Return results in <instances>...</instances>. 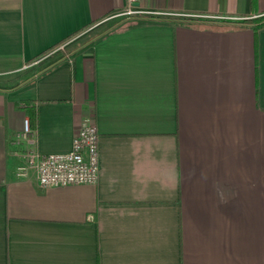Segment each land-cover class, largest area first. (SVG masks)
<instances>
[{"label": "crops", "instance_id": "0c3cea01", "mask_svg": "<svg viewBox=\"0 0 264 264\" xmlns=\"http://www.w3.org/2000/svg\"><path fill=\"white\" fill-rule=\"evenodd\" d=\"M126 4L0 0V264H264V0H136L40 66ZM89 115L96 182L18 174L26 117L50 153Z\"/></svg>", "mask_w": 264, "mask_h": 264}, {"label": "built area", "instance_id": "2783aa9c", "mask_svg": "<svg viewBox=\"0 0 264 264\" xmlns=\"http://www.w3.org/2000/svg\"><path fill=\"white\" fill-rule=\"evenodd\" d=\"M136 0H127L122 11L114 12L110 17L122 14L139 12L135 6ZM67 41L62 42L47 55L63 48ZM35 129L31 126L29 117L24 120L22 131L18 138L23 139V151L18 153L24 157L23 164L18 166V174L24 176L30 169L36 172L39 183L43 186H63L71 183H94L98 180L100 172L98 127L93 115L86 116L72 140L68 151L41 153L36 147Z\"/></svg>", "mask_w": 264, "mask_h": 264}, {"label": "trees", "instance_id": "16d2710c", "mask_svg": "<svg viewBox=\"0 0 264 264\" xmlns=\"http://www.w3.org/2000/svg\"><path fill=\"white\" fill-rule=\"evenodd\" d=\"M233 21L238 22V23L247 22V23L253 24L256 27H261V26H264V14L257 16V17H242L239 19H235ZM88 26L89 24L75 30L74 32L65 36L64 38H62L61 40H59L58 42H56L55 44L51 45L49 48L41 52L39 55L49 52L52 48H55V46L58 45L60 42H64L70 39V41L63 48L57 49L52 54L42 59L41 62L43 61L45 62V61H48L54 58L61 59V58L72 55L77 49L81 48L82 46L92 41L93 39L105 34L110 29L111 24L106 25V22H101L95 27L84 31L85 28H87ZM24 73H25L24 75L26 79H29L33 77L34 75V72L33 73L31 72V68L27 69ZM24 104H25L24 105L25 107L32 106V103L30 101H25ZM28 110L30 111V108Z\"/></svg>", "mask_w": 264, "mask_h": 264}, {"label": "rangeland", "instance_id": "374dc122", "mask_svg": "<svg viewBox=\"0 0 264 264\" xmlns=\"http://www.w3.org/2000/svg\"><path fill=\"white\" fill-rule=\"evenodd\" d=\"M122 9H123V8H121L120 10H118V11H116V12L122 11ZM113 13H114V12H113ZM113 13H111V14H113ZM136 13H138V12H133V13H128V14H122V15H120V16H117V17H110V18H107V17H108V16H107V17L105 18V20H108V21H106V22H107L106 25H108L109 23H111V21H113V20H109V19L118 18V17L126 16V15H133V14H136ZM111 14H110V15H111ZM99 23H101V22H97V23H94V24H89V26H88L87 28H85L84 31L89 30V29L95 27V26L98 25ZM69 41H70V39L67 40V43H68ZM64 42H65V41H64ZM61 43H62V42H60V43H59L58 45H56V46H59ZM56 46H55V47H56ZM56 48H57V47H56ZM52 49H53V48H52ZM52 49H51V50H52ZM51 50H50V51H51ZM52 53H53V52H52ZM52 53H51V54H52ZM49 55H50V54H49ZM47 56H48V55H47ZM47 56H46V57H47ZM50 61H52V59H50V60H48V61H45V62L43 61V62L40 63V66H41V65H44L45 63H48V62H50ZM38 62H40V60H39V61L37 60V62H36V61H33V62H31V64H30L29 66H30V67H32V66H38V67H39V63H38ZM29 66H28V67H29ZM36 68H37V67H36ZM29 120H30V118H29ZM30 123H31V126H32V122H31V120H30ZM79 127H80V126H79ZM67 151H68V150H67ZM23 158H24V157H23ZM24 161H25V160H24ZM24 161H23V162H24ZM23 162H22L21 164H23ZM30 170H31V169H30ZM32 170H33V169H32ZM54 186H55V185H54ZM63 186H64V185H63Z\"/></svg>", "mask_w": 264, "mask_h": 264}]
</instances>
